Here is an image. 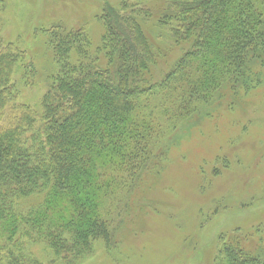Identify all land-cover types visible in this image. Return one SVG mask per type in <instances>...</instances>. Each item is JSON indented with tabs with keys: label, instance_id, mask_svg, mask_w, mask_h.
Returning a JSON list of instances; mask_svg holds the SVG:
<instances>
[{
	"label": "trees",
	"instance_id": "16d2710c",
	"mask_svg": "<svg viewBox=\"0 0 264 264\" xmlns=\"http://www.w3.org/2000/svg\"><path fill=\"white\" fill-rule=\"evenodd\" d=\"M166 1L161 23L176 44L189 45L170 72L155 80L157 55L134 15L147 9L108 10L103 66L83 30L51 31L60 69L39 113L14 102L12 75L24 56L0 36V120L6 115L0 121V264H43L26 253L29 243L44 242L69 262L89 254L97 239L110 243L101 212L106 195L132 190L155 166L148 146L137 142H145L149 127L135 118L138 100L194 75L217 87L233 71L235 81L245 79L255 59L264 65V0ZM121 171L125 177L118 179ZM221 252L219 264H264L262 254L247 251L236 237Z\"/></svg>",
	"mask_w": 264,
	"mask_h": 264
},
{
	"label": "rangeland",
	"instance_id": "374dc122",
	"mask_svg": "<svg viewBox=\"0 0 264 264\" xmlns=\"http://www.w3.org/2000/svg\"><path fill=\"white\" fill-rule=\"evenodd\" d=\"M134 6L147 9L134 15L157 55L155 80L161 79L189 47L176 44L161 23L166 0H0L2 43L24 56L12 75L14 102L41 112L60 69L49 36L54 28L83 30L103 66L107 11L132 14ZM247 72L235 81L233 71L217 87L194 75L138 100L135 118L149 127L145 142H137L148 146L155 166L134 189L106 195L101 212L113 239L93 241L89 254L70 262L44 242L26 244V253L43 264H219L223 243L236 237L264 257V65L255 59Z\"/></svg>",
	"mask_w": 264,
	"mask_h": 264
}]
</instances>
